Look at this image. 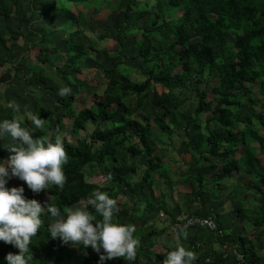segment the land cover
<instances>
[{
    "label": "trees",
    "instance_id": "16d2710c",
    "mask_svg": "<svg viewBox=\"0 0 264 264\" xmlns=\"http://www.w3.org/2000/svg\"><path fill=\"white\" fill-rule=\"evenodd\" d=\"M55 2L56 5L64 3L66 9L70 7V3L89 8L97 0ZM107 4L111 6V2ZM117 5L118 8H123L124 16L122 21L115 23L113 67L105 69L115 73L110 79V90L76 113L71 108L78 92L70 94L69 98L58 95L55 107L43 103L39 105L38 112L31 114L46 119L44 127L38 128L34 136L48 137L53 141L57 135L61 136L65 127L64 119L67 117L72 119L71 124L77 134L89 122L96 123L97 126L91 134L93 140L79 137L74 144L62 137L69 156L64 165L67 180L62 188L52 186L40 193L50 195V203L67 211L73 204L85 202L94 189L100 188L118 199L120 211L115 216L126 211L127 204H121L120 197H135L138 191L142 192L144 186L150 184L153 173L163 167L156 155V144L150 137V123L146 124L142 119L133 117L134 113H139L138 116L148 118L143 113V108L152 82L161 87L158 101L170 113L171 108L176 109L187 100L188 92L196 99L195 113L187 119L186 144L198 154V159L189 161L186 177L197 179L201 194H206L204 174L202 171H195L194 167L196 163L199 164L198 161H208L211 156L222 152L226 153V160L217 176V182L227 174L241 170L254 173L264 183V165L252 145L257 142L259 149L264 152V110L257 108L259 104L264 106V91L260 97L253 94V84L264 79V0H157L149 9L144 6L149 4H143L140 0H117ZM44 6L45 10L50 8L49 5ZM35 8L32 0H0V18H8L14 14L21 27L26 23L28 13ZM177 10H182L179 16H175ZM57 26L58 24H53L50 28L54 31L59 28ZM11 33L15 38L21 35L17 28H11ZM108 35L107 29L98 34L102 38ZM131 37L136 38L134 47L136 55L141 59L137 70L145 76L142 81L116 75L125 66L126 41ZM195 38L198 42L194 49L189 50V44ZM46 41L43 34L42 44L39 46L40 67L32 65L34 69L28 78L39 77L50 90H59L60 87L71 84L85 87L86 81L77 76V73L90 50H98L96 42L84 46L80 42L72 43V40H67L60 49L51 48ZM67 49L73 51L66 57V63L71 64L73 71L57 66L55 70L60 78L59 83H48L44 68L51 58L44 52L48 50L59 53ZM5 64L8 67L0 71V84H9L13 79L21 78V69L26 64L11 57L7 39L0 30V67ZM1 95L0 90V120L16 118V108L9 107V102L2 103ZM209 95L212 96L210 100ZM208 105L210 110H206ZM120 112H123L121 118ZM20 120L25 127L31 123L29 118ZM156 121L162 129L167 128L163 117L156 116ZM192 124L204 125L208 131L206 139L188 131ZM10 142L0 145V159L7 158ZM241 148L244 151L243 159L236 157ZM118 152L122 153L121 158L118 157ZM140 153H143L142 158L149 171L139 182L140 188H137L138 184L131 179L138 167L133 158ZM89 166L99 168L105 178L104 183L87 180L85 170ZM23 182L27 185L26 181ZM258 190L262 193L255 223L262 225L264 192L262 189ZM27 197L32 198L29 195ZM89 208L95 212L91 205ZM146 208L149 212H168L172 220L176 221L165 201L155 204L147 197ZM96 215L98 219H102L99 213ZM42 217L44 223L33 237L32 264H100V254L91 246L74 247L71 242L65 243L61 238H52L48 232V224L51 222L44 214ZM216 222L219 228L220 220L216 219ZM220 238L222 246L236 247L248 258V245L244 235L230 232L222 233ZM141 250L139 245L135 259L115 257L104 264H142ZM19 251L13 244L0 241V264H8L5 259L8 252ZM234 263L236 264V259L233 255L224 257L223 253H219L206 264ZM247 264L250 263L247 261Z\"/></svg>",
    "mask_w": 264,
    "mask_h": 264
},
{
    "label": "rangeland",
    "instance_id": "374dc122",
    "mask_svg": "<svg viewBox=\"0 0 264 264\" xmlns=\"http://www.w3.org/2000/svg\"><path fill=\"white\" fill-rule=\"evenodd\" d=\"M32 1L36 8L34 11L28 13V19L23 26L19 27V21L14 14L8 18H0V30L7 39L11 57L13 56L15 58L17 55L16 49H19L17 46L20 47L22 43H27L26 45H30L31 47V56L33 59L30 58L28 64H26V60L22 61V63L27 66L25 65L21 69V78L13 79L10 84H0L2 103L7 104L9 101H15L19 104L20 107L18 109L16 108V118L22 120L29 118L31 121L28 126L29 128L36 127L31 120V114L34 111H39V105L46 103L53 108L57 103L59 95L58 89H48L39 77L29 79L30 77L28 76L31 75L33 69L32 65L40 62L41 54L39 53V45L42 44V35H45V39H47L51 48L62 49L67 43V40H72V43L80 42L84 46H89L91 42H96V49L98 50H90V54L83 59L80 71L77 73V76L86 81L85 87H79L77 84L68 85L71 86L72 93L78 92L73 98L74 104H72L71 108L72 111L76 113L77 110L89 106L94 99L98 96L102 97L110 90V79L115 73L108 72L105 69L113 67L112 52L116 49L115 23L117 21H122L124 16V10L123 8H118L117 0H107L106 2L97 0L96 4L89 8L70 3V7L67 9L64 3L56 5V0ZM156 1L157 0H140L143 4H149V6L144 5L147 6L148 9L154 5ZM108 2H111V6L107 4ZM44 5H49L50 8L45 10ZM96 9L99 10L97 11ZM181 13L182 10H177L175 16H179ZM60 21L62 22L60 23ZM55 23L58 24L57 27L59 28L53 31L50 27ZM62 24L63 26H61ZM11 28L20 29L21 35L15 38L11 33ZM104 29L108 30L109 35L105 38L99 37L98 34L104 31ZM196 42H198L197 38L189 44L188 49H194ZM135 43V37H131L126 41V63L122 71L116 72V75L128 77L130 80L134 81H142L145 76L137 70L140 66L141 59L136 55ZM235 49H237V47H235ZM19 50L20 56L22 50ZM71 53H73V51H69L68 49L59 53L48 50L44 52L45 55H49L51 58L46 64L48 67L46 66V68H44L46 70L45 75L48 76V83H59L60 78L55 70L57 66L67 69L68 71L72 70L71 64H65V62H67L66 57ZM19 56H17V58ZM7 67L8 64L1 66L0 71L6 70ZM72 76L71 74L70 78H72ZM253 87L254 96L260 97L264 91V79L260 82H255ZM149 89L150 94L146 98L143 108V113L148 115V118L145 119L144 116H138L139 113H134L133 117L142 119L146 124L147 122L150 123V137L156 144V155L159 156L158 161L162 162L163 167L153 173L150 184L144 186L142 192L138 191L135 197H120L121 204H127V210L120 212L114 219L118 220L120 223L136 225V232L134 235L140 239V246L142 247V264L146 262L149 264H162L167 253L178 245H183L196 253L194 264H206V257H210L212 260L215 259L219 253H223L224 251V247L220 245L222 243L220 236L222 232L226 233L225 230L221 228L222 226L216 230H209L205 227L184 228L180 226L177 232H175L172 227L176 225V223H181L190 215L204 216L206 214H213L215 219H218L220 213L218 210H215L217 206H213L214 204L212 203L218 202V207H220V210H224V215L237 216L240 225H243L242 230L248 233L252 228L251 225L248 224L247 219H254L257 215L262 193L258 189H262L264 192V183L254 173L248 174L242 171L243 175L240 179H243V183L245 181L246 183L236 187L227 186L224 183L222 187H219L220 189H218V186L215 189L214 183H217V176L222 171L223 162L226 160V153L222 152L213 156L208 161H198L199 164L196 163L194 167L195 171H202L204 174L206 194H201V188L197 179L194 177H186L189 161L194 162L198 159V154L186 144L187 119L195 113L197 104L196 99L188 92L187 100L182 102L178 108H171L170 110L172 112L170 113V111H167L158 101L161 87L152 82ZM66 97L69 98L70 95ZM211 98L212 96L209 95L208 100ZM260 103H262V100ZM210 108L209 105L206 106V110H210ZM257 108L264 110V106H261V104L257 105ZM122 113L123 112L119 113V118L122 117ZM203 115H205V113ZM156 116L165 119V124H167L166 129H162L161 126H159L158 121H156ZM64 121L65 127L63 131H61V137H66L74 144H76L79 137H88L89 140H93L91 134L97 127L96 123L93 124L89 122L87 127L81 129L77 134L72 127V119L67 117ZM256 124L259 125V122L256 121ZM188 131L192 135L200 136L203 139H206L208 134L204 125L197 126L192 124L188 127ZM261 131H263L262 128ZM10 140L11 137L0 139V145H5L9 143ZM252 145H254L258 151L260 162L264 165V152L259 149L257 142H253ZM9 155L10 152L7 158ZM117 155L119 158L122 157L121 152H118ZM243 156L244 151H242L241 148L236 157L243 159ZM130 157L132 158V156ZM142 157L143 153H140L133 158L138 167L131 181L138 184L137 188H140L139 182L149 171ZM85 173L89 181L99 184L105 181L104 176L97 166L87 167ZM240 179L237 178L238 181ZM21 184L25 186V193L27 196L29 195L32 198H36L42 203L51 199V196L46 193L34 192L18 177L12 178L8 186H19ZM241 186L245 188H241ZM147 197L155 204H161L162 201H165L167 208L173 213L176 221L172 220L168 212H165V215H161L160 213L163 212V210L149 212L146 208ZM229 200H233L235 206L227 210L226 205ZM83 204L84 202H78L70 206V208ZM211 208H213L214 211L211 210ZM62 212L66 211L62 210ZM244 216L246 217V221ZM44 217L50 222H54L56 219L47 211L44 213ZM244 221L248 225L245 226ZM185 231L188 233L187 236L184 235ZM261 238L264 240V233ZM160 255L163 256L160 257Z\"/></svg>",
    "mask_w": 264,
    "mask_h": 264
},
{
    "label": "clouds",
    "instance_id": "9594fccd",
    "mask_svg": "<svg viewBox=\"0 0 264 264\" xmlns=\"http://www.w3.org/2000/svg\"><path fill=\"white\" fill-rule=\"evenodd\" d=\"M70 94L71 86L59 88V95ZM9 107L18 109L20 106L9 101ZM31 119L35 128L22 126L19 118L0 120V139L11 137L10 155L7 159H0V241L20 249L7 253L8 264H32L33 237L41 229L44 223L42 214L46 211L56 218L48 224L52 238L71 242L74 247L91 246L100 254V264L115 257L135 259L140 245L139 237L134 235L136 225L114 219L120 207L118 199L107 191L96 188L83 205L62 212L56 204L27 197L23 184L8 186L12 178L18 177L34 192H40L52 186L62 188L67 180L64 165L69 156L62 137L57 135L53 141L48 137L34 136L37 128L44 127L46 119L36 115ZM96 213L102 219H98ZM187 234L185 231L184 235ZM195 260V252L178 245L167 253L162 264H194Z\"/></svg>",
    "mask_w": 264,
    "mask_h": 264
},
{
    "label": "crops",
    "instance_id": "0c3cea01",
    "mask_svg": "<svg viewBox=\"0 0 264 264\" xmlns=\"http://www.w3.org/2000/svg\"><path fill=\"white\" fill-rule=\"evenodd\" d=\"M61 22L62 21H60V23ZM26 44L27 43H22L20 45V47L17 46L19 49L22 50V54L19 56L20 50L19 49H16L17 50V55L15 56V58L12 56V58H14L15 60L18 59L19 61H23L24 59L26 61H28L30 58L33 59V57L31 56V47H30V45L27 46ZM17 56H19V57L17 58ZM39 64H40V62H38V64H33V65L36 66L37 68H39L40 67ZM65 64L67 65L66 62H65ZM61 69H63V68H61ZM10 83H12V82H10ZM211 158H212V156L210 157V159ZM243 172H245V171H243ZM245 173H247V172H245ZM242 175H243L242 171L235 172V173L234 172L229 173L225 177H223V179L221 180L222 182L214 183L215 184V187L214 188L216 189L217 186H218V189H220L219 187H222V185L224 183L227 186L228 185L229 186H235V187L236 186H240V185L246 183V181L243 183V179L242 180L240 179V178H242L241 177ZM237 178H239L241 181L240 180L238 181ZM241 188H245V187L241 186ZM212 203L214 204L213 206H217L215 208V210H218V212L220 213V215L218 216L219 217L218 220H220V223H221L220 226H222L221 228L223 230H225L226 233L235 232V233H240V234H242V235L245 236L246 242H247V245H248V251H249L248 252L247 261L250 264H264V240L261 238V236L264 233V231H263L264 224L257 225L255 223V221H256L255 218L256 217L254 219H252V218L249 219L248 218L247 219L248 220V224L251 225L252 230L251 231H248V233H247L246 231L242 230V228H243L242 226L243 225L242 226L240 225V221L237 219V216L224 215V210L222 211V209L220 210V207H218V204L219 203L218 202H212ZM234 206H235V203H233V200H229L228 204L226 205V208L228 210V208L229 209H232ZM211 210L214 211L213 208H211ZM245 221H246V217H245ZM245 221H244V224L246 226L248 224L245 223ZM259 236H260V238H259ZM220 245H222V244H220Z\"/></svg>",
    "mask_w": 264,
    "mask_h": 264
},
{
    "label": "built area",
    "instance_id": "2783aa9c",
    "mask_svg": "<svg viewBox=\"0 0 264 264\" xmlns=\"http://www.w3.org/2000/svg\"><path fill=\"white\" fill-rule=\"evenodd\" d=\"M160 214L165 215L164 212H161ZM180 226H182L184 228H191V227L200 226V227L208 228L210 230H216L217 229V222H216L215 217L212 214H208V215H204V216H202V215H190L189 217L185 218L181 223H176V225H174L172 228L174 229L175 232H177L178 229H180ZM223 247L225 249L223 251L224 257H228L229 255H233L234 258L236 259V264H247V257L242 251H240L236 247L229 248L226 245H224ZM226 247L228 249H231V250H228ZM206 261L210 262L211 258L206 257Z\"/></svg>",
    "mask_w": 264,
    "mask_h": 264
}]
</instances>
